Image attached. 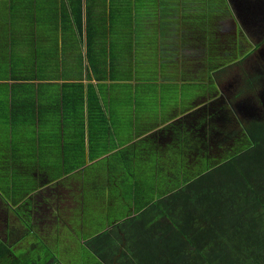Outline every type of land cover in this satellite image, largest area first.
I'll return each instance as SVG.
<instances>
[{"label":"rangeland","instance_id":"rangeland-1","mask_svg":"<svg viewBox=\"0 0 264 264\" xmlns=\"http://www.w3.org/2000/svg\"><path fill=\"white\" fill-rule=\"evenodd\" d=\"M25 1L28 5L26 11L32 2V10H37V17H41L40 0ZM144 1L153 8L146 12L143 1L142 4L141 0L136 1L135 43L132 44L130 39L124 44L105 46L106 60L102 62V69L106 79L99 88L106 96L99 102L102 107L99 109L104 110L106 120L101 118L98 110L97 135L93 134L97 144L102 148V143L108 146L109 141H115L124 147L145 136L147 125L152 126L154 120L163 124L166 114H170L168 101L172 103L178 98L181 107L172 108L173 114L165 121H168L167 125L184 118L182 124L188 125L189 132H195L202 148L210 145L212 156L222 159L234 152L233 148L239 147L236 144L239 145L242 135L241 126L264 120V0H206L199 5L190 0L191 6L197 5L199 11L208 8L203 14L188 12V0ZM156 9L158 11L154 13ZM155 14H158L156 18ZM177 16L184 19L180 36L171 30L172 26H178ZM202 17L204 23L200 22ZM188 19L193 21H186ZM146 21L150 26L148 34L152 31L150 35H144L145 28L140 27ZM148 36L152 39L147 40ZM45 39L42 37L36 43L7 48L0 45V198H8L3 202L14 204V207L20 203L15 211L0 200V241L9 247L5 248L7 255L0 264H75L80 247L73 238L76 234L91 233L98 228V223L89 230L91 225L82 227L79 222L89 218L88 212H94L93 205L89 209L90 203L88 211L83 208L80 199L81 188L87 185L82 179L86 176L88 182H92L89 165L94 162L87 153V110L86 162L83 166H75L74 172H77L73 176V171L65 172L64 165L72 156L68 147L77 150L81 132L75 127L77 121L70 128L66 127L50 107L61 97L62 85L55 82L60 81L61 76L76 81L87 80L88 62L83 53L87 46H59L53 44L56 39L50 38L46 43ZM68 47L75 48V53L65 51L62 56L60 51ZM239 48L242 59L235 55L233 59L232 54ZM213 57L217 60L210 62ZM38 59L43 66L51 62L55 74L43 70L37 75L35 65H38ZM185 67L188 78L198 77L197 82L185 80ZM222 69L225 70L223 73ZM92 80L99 83L97 79ZM202 80L213 86L207 92L192 96L194 86L199 84L201 87ZM19 88H24L26 94L22 98ZM185 96L192 97L187 108H182L185 107ZM214 101L208 113L205 108L208 102ZM15 104L16 111L11 114L10 107L14 108ZM205 114H208L209 123L204 125L202 120L200 125ZM223 115H229L224 121L226 125L239 126L229 134V139L219 134L221 130L215 133ZM53 116L57 117L54 121ZM162 126L158 125L148 135ZM171 128L170 125L168 131L161 134L164 142L171 141ZM75 159L77 162L78 158ZM78 171L87 174L79 179ZM76 175L78 179H75ZM30 194L35 195L34 204L28 200ZM17 212H21L22 219L17 217ZM8 224L19 230L13 233V237L6 238Z\"/></svg>","mask_w":264,"mask_h":264},{"label":"trees","instance_id":"trees-1","mask_svg":"<svg viewBox=\"0 0 264 264\" xmlns=\"http://www.w3.org/2000/svg\"><path fill=\"white\" fill-rule=\"evenodd\" d=\"M195 1L197 5L206 2ZM186 2L190 13L208 11H199L190 0ZM200 22L204 23L203 17ZM95 47L87 45V77L99 83H88L86 92L82 82H64L61 97L50 106L66 127L77 121L75 127L81 132L77 150L68 147L72 156L64 165L65 172L73 171L74 176L75 166L85 164L87 153L94 161L89 165L92 182H88L87 173L79 171L81 177L76 175L75 179L85 176L82 180L87 182L81 188L82 207L88 211L89 203V209L94 206V212H88L89 218L84 222L81 219L80 225H91L90 230L98 223V228L73 238L80 247L75 264H264V120L241 126L242 135L236 144L239 147L222 159L212 156L210 145L202 148L195 132H189L188 125L182 124L184 118L124 147L109 141L108 146L102 143L99 148L94 135L98 110L106 120L99 104L106 96L99 88L106 74L102 69L104 60L92 54ZM237 50L232 57L242 59L241 48ZM217 57L210 58V62ZM46 63L49 65L43 66L38 61L37 75L43 70L55 74L51 62ZM188 76L185 67V80H191ZM197 78L191 81L197 82ZM208 80L212 82L211 78ZM210 82L200 81L202 86L195 85L192 96L207 92L213 86ZM23 90L19 88V94ZM35 94L40 95L38 91ZM191 97L185 96L182 108H187ZM178 103V98L168 101L171 115L172 108L181 107ZM11 107L12 114L16 104ZM170 114H166L165 121ZM56 118L53 116L52 121ZM157 122L156 119L152 126L147 125L145 132L160 125ZM170 125L173 134L171 141L165 143L161 134ZM85 134L89 137L87 153ZM18 216L21 218V214ZM30 231L38 236L33 229ZM0 244L1 260L7 255V245Z\"/></svg>","mask_w":264,"mask_h":264},{"label":"crops","instance_id":"crops-1","mask_svg":"<svg viewBox=\"0 0 264 264\" xmlns=\"http://www.w3.org/2000/svg\"><path fill=\"white\" fill-rule=\"evenodd\" d=\"M136 1L138 0H40L39 12L41 17H37V10L31 8L32 2H30L29 11H26L28 5L25 0H0V45L6 46V48L13 45H29L45 37V43L50 38L56 39L57 42L53 44L59 46H65L64 44L95 45L92 54L96 59L104 60L107 44H124L130 39H132V44L135 43L137 31L135 24L138 16L136 15ZM142 1L145 4L144 11L149 12V8L152 10V6L144 0H141V4ZM140 10L142 11L141 7ZM156 11L158 9L154 13ZM157 15L155 14V18ZM177 17L178 26H172L171 30H175L174 34L180 36L184 19ZM140 27L145 28L144 35L148 34L150 29L148 21L144 25L141 24ZM138 35L141 36V33L138 32ZM123 38L125 39L122 40ZM113 39L115 42L112 41ZM150 39L152 38L148 36L147 40ZM165 41L173 44L170 40ZM65 51L75 53L76 49L72 50L71 47L62 49L60 51L62 56ZM83 53L85 59H88L86 47L83 48ZM85 79L88 80L87 73H85ZM87 80L84 82L61 79L55 82L60 84L83 82L85 89H87L88 83H93V80ZM36 83H45V81H37ZM93 84H97V82ZM23 95L24 93L21 92L20 96L23 97Z\"/></svg>","mask_w":264,"mask_h":264},{"label":"flooded vegetation","instance_id":"flooded-vegetation-1","mask_svg":"<svg viewBox=\"0 0 264 264\" xmlns=\"http://www.w3.org/2000/svg\"><path fill=\"white\" fill-rule=\"evenodd\" d=\"M214 105L215 104V101L214 102H208V106H207V108H205V109H207V112L209 113L210 112V110H209V107L211 106V105ZM227 111H229V110H227ZM203 113V112H202ZM208 114H205L204 116H203V118L204 119H201L200 121H199V124L201 125V124H203V123H201L202 122V120H204V125L205 124H207V123H209V120H207V118H206V116H207ZM229 115H227V116H225V115H223V116H220V118H219V120H218V124L220 125V127L219 126H217L218 128H219V130H217V131H215V133L217 134V132H219L220 130H221V132L219 133L220 135H224L225 136V138H227V139H229V134L230 133H232L234 130H235V128L237 127H239V126H233V127H231V126H229V125H226L225 123H224V121L226 120V117H228ZM219 117V116H218ZM167 123H168V121L167 122H165V123H163V124H160L159 126H164V125H167ZM216 124V123H215ZM222 124V125H221ZM162 126V127H163ZM158 127V126H157ZM157 127H155V128H153L151 131H153V130H155ZM158 130V129H157ZM210 130H211V128H210ZM151 131H149L148 133H150ZM236 132V131H235ZM147 133V134H148ZM146 134V135H147ZM219 136V135H218ZM224 138V139H225ZM218 146V145H217ZM211 147V146H210ZM222 147H219V149H221ZM213 148H211V150H212ZM213 151V150H212ZM211 151V152H212ZM84 181V180H83ZM58 182V181H57ZM52 184V182L49 184V185H51ZM48 186V185H47ZM42 187L44 188V185H42ZM42 188V189H43ZM40 188H38L37 190H39ZM37 190H35V191H37ZM34 191V192H35ZM34 192H32V193H34ZM35 195H38V192H35L34 193ZM35 195H32V194H30L29 195V199L28 200H32L33 201V204H34V200H36V198H34V196ZM33 197V198H32ZM4 199H8V198H0V200L3 202V200ZM26 199V198H25ZM22 201V200H21ZM4 204H6V206L8 207V209H18V207H19V205L18 204H20V203H18L17 205H15V207H14V204H11V203H9V202H3ZM15 210V211H18V210ZM35 209H34V205H33V208H32V211H34ZM17 214V217H20V216H18L19 214H21V212H17L16 213ZM10 223V222H9ZM11 225L10 224H8L7 226H6V233H5V235H6V238H9L10 236L11 237H13L14 235H13V233L14 232H16L17 230H19V229H17V228H13V227H10ZM0 242H3V241H0ZM8 249H9V247H7Z\"/></svg>","mask_w":264,"mask_h":264}]
</instances>
